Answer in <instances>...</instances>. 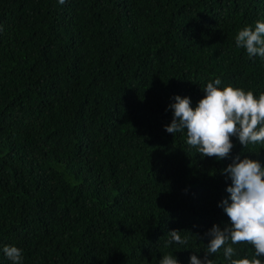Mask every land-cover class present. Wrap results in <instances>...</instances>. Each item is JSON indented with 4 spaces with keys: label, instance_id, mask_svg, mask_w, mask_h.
Segmentation results:
<instances>
[{
    "label": "trees",
    "instance_id": "1",
    "mask_svg": "<svg viewBox=\"0 0 264 264\" xmlns=\"http://www.w3.org/2000/svg\"><path fill=\"white\" fill-rule=\"evenodd\" d=\"M258 20L264 0H0V264L5 245L23 264L203 259L230 224L222 170L264 166V143L232 136L228 157H202L165 130L169 105L195 110L217 78L264 92V60L235 46ZM172 230L187 245L165 247Z\"/></svg>",
    "mask_w": 264,
    "mask_h": 264
},
{
    "label": "clouds",
    "instance_id": "2",
    "mask_svg": "<svg viewBox=\"0 0 264 264\" xmlns=\"http://www.w3.org/2000/svg\"><path fill=\"white\" fill-rule=\"evenodd\" d=\"M63 5L65 0H58ZM235 46L246 49L249 58L259 56L264 60V21L258 20L244 26L235 36ZM217 78L202 88L206 96L195 110L190 106V97H174L172 121L165 126L169 133H186V143L195 148L202 157L224 159L229 156L237 136L245 147L249 144L264 143V92L256 96L253 90L228 85L220 87ZM231 179L226 189L230 200L225 198L219 206L230 218V224L223 229L213 225L207 235L212 237L206 246L203 259L190 257V264H216L215 254L223 251L228 264H264V166L259 160L236 156L226 169L222 170ZM185 231V230H184ZM187 231V230H186ZM181 230H172L166 236L165 247L173 244L187 245L188 236ZM247 242L254 247L252 256H239L235 245ZM3 252L12 264H23L21 247L5 245ZM237 257V258H234ZM159 264H180L172 253L165 254Z\"/></svg>",
    "mask_w": 264,
    "mask_h": 264
}]
</instances>
